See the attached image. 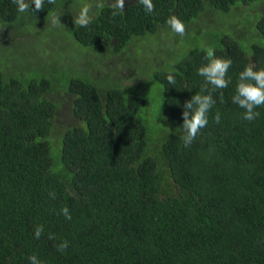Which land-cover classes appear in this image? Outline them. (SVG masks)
<instances>
[{
    "label": "trees",
    "instance_id": "1",
    "mask_svg": "<svg viewBox=\"0 0 264 264\" xmlns=\"http://www.w3.org/2000/svg\"><path fill=\"white\" fill-rule=\"evenodd\" d=\"M66 1L45 0L35 13L32 2L20 13L13 0H0L6 35L0 53L21 46L8 43L15 37L9 31L21 30L22 37L41 25L44 30ZM257 1L153 0L155 11L148 14L139 0H125L115 18L110 3L88 27L76 26L73 18L57 31L88 53L118 55L166 26L172 15L186 26L207 3L231 12L237 2L247 8ZM260 7L255 36L264 38ZM209 44L173 56L170 67L150 74L162 85L165 124L158 130L141 112L146 93L136 78L131 83L126 76L131 84L125 91L103 90L89 61L82 66L88 74L64 80L73 57L66 54L57 79L26 80L1 56L0 264H30L33 254L41 264H264V106L249 122L232 102L239 73L250 64L264 68V45L243 43L227 29L212 34ZM210 49L232 60L225 89L213 91L197 72ZM169 72L175 86L167 82ZM205 87L216 103L208 125L185 147L183 105ZM64 207L70 221L60 214ZM37 225L44 228L39 239ZM64 240L68 248L60 252L57 245Z\"/></svg>",
    "mask_w": 264,
    "mask_h": 264
},
{
    "label": "rangeland",
    "instance_id": "2",
    "mask_svg": "<svg viewBox=\"0 0 264 264\" xmlns=\"http://www.w3.org/2000/svg\"><path fill=\"white\" fill-rule=\"evenodd\" d=\"M79 1L80 4L75 6V0H67L58 9V13L54 14L60 16L62 23L59 26H55L50 22L43 28L44 30H41V25L38 26V31L29 30V33H24L22 37L19 35L21 30L9 31L8 34H14L15 37L9 36L8 43L21 46L14 47L10 52H3L7 56L0 53V58L4 56V59H8L9 66L7 67L16 73L23 74L24 77H22L26 80L41 77L50 80L57 79L62 74L57 68L63 63V55L66 54L73 57H69L71 64L67 63L69 69L62 76L64 80L70 79L72 76H81L85 72L88 74L87 68L84 71L82 66L89 61L95 63L91 70L95 68L97 84L103 90L109 87H120L125 91L129 86L127 84L130 82L128 78H136L138 83L135 85H138V88L146 93L147 104L142 107L141 112L148 120L149 125L157 130L165 123L162 113V85L150 76L155 70L170 67L173 56L180 58L192 47H208L210 37L220 29H227L243 43L254 41L264 45V38L260 35L255 36L258 33L256 23L262 14L260 6L263 5L264 8V0L252 3L247 8H244L245 5L241 2H237L231 12L218 10L207 3L206 11L199 16H202V18L198 17L199 19L196 18L186 25V34L183 37L173 33L170 27L166 25L162 26L157 32L148 33L144 40L138 38L136 40L137 49L131 54V49L133 50L136 46L133 43L118 55L110 54L108 51L95 55L74 46V40L70 35L57 31L64 30L66 26L73 23L74 15L78 13L82 4L90 3L88 0ZM91 3L94 4L95 0H92ZM110 3L111 0H104L105 5ZM256 8H258V11L254 13ZM98 10L93 7L92 15L96 14ZM29 34L37 36L33 38L28 36ZM2 38H6V35L0 32V39ZM77 44L84 48L78 42ZM44 55L45 57H43ZM75 57L76 62L74 61ZM131 81V83L134 82L132 79ZM64 116L65 112L62 110L60 118ZM52 150L54 151L53 148Z\"/></svg>",
    "mask_w": 264,
    "mask_h": 264
},
{
    "label": "clouds",
    "instance_id": "3",
    "mask_svg": "<svg viewBox=\"0 0 264 264\" xmlns=\"http://www.w3.org/2000/svg\"><path fill=\"white\" fill-rule=\"evenodd\" d=\"M34 2L32 12L42 11L44 9L45 0H13L20 13L28 12L30 3ZM49 4H54L56 0H47ZM143 5L146 13L151 14L155 11L153 0H139ZM103 9L105 7L104 0H95V3H84L81 5L78 13L74 15V24L78 27H88L93 20L92 9ZM111 15L113 18L124 12L125 0H111ZM51 24L59 26L62 22L59 15L50 17ZM173 33L183 37L186 34L185 24L176 16L172 15L166 21ZM4 27H0L2 32ZM204 59L207 61L197 69L200 76L204 78L205 85H211L212 90H222L228 87L230 79L228 78V70L232 65L231 59H223L215 56L214 50H208ZM169 85L175 86L176 78L169 72L166 76ZM207 94H201V93ZM220 102H224L223 92H220ZM232 102L244 109L243 119L249 122L256 120L260 113L257 108L264 106V68L256 70L250 64L239 73L238 83L236 85L235 94L232 96ZM216 100L211 92H207V88L201 89L200 93H196L184 105L183 111V130L184 134L181 140L185 147H189L196 139L201 129L208 125V113L215 105ZM215 120L220 122V114L217 112ZM55 199V194H50ZM67 220H71V214L67 207L61 209V213ZM44 232L43 225H37L34 229V236L39 239ZM49 239H56L54 234H49ZM68 241L64 240L57 245L60 252L66 251ZM30 264H41L38 257L33 254L28 257Z\"/></svg>",
    "mask_w": 264,
    "mask_h": 264
}]
</instances>
